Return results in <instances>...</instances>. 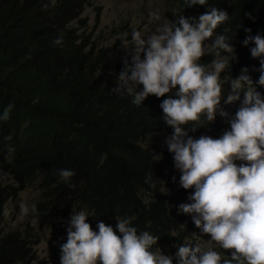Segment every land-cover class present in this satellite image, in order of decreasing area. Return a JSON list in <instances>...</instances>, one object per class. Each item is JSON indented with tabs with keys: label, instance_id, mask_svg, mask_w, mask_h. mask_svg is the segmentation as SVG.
<instances>
[{
	"label": "trees",
	"instance_id": "16d2710c",
	"mask_svg": "<svg viewBox=\"0 0 264 264\" xmlns=\"http://www.w3.org/2000/svg\"><path fill=\"white\" fill-rule=\"evenodd\" d=\"M90 4L91 0H0V114L9 103L14 105L10 118L0 121V216L19 191L36 184L39 200L32 214L39 226L50 225L61 233L60 219L78 209L96 226L101 220L115 227V217H129L137 230L157 235L165 250L174 240L173 232L188 234L193 228H183V217L172 211L185 190L178 189L176 197L164 190L176 177L173 154L167 146L152 152L141 144L149 135L173 134L159 107L164 97L150 95L136 105L133 95L112 91L126 58L131 65L126 50L132 45L119 37L101 46L80 31L85 25L81 15ZM206 7L229 14L216 30L229 37L235 49L222 53L229 59L221 73L224 92H231V78L248 67L256 90L264 96V87L256 83L260 73L253 71L260 61L249 51L255 45L242 43L248 35L244 29L264 36V0H208ZM206 7L187 8L184 0H175L170 20L180 14L198 17ZM61 36L63 45H55ZM213 59L209 52L199 63L210 66ZM9 146L15 149L11 154ZM155 156L162 159L155 162ZM62 169L75 172L67 183L59 176ZM35 243L34 233L0 228V264H34Z\"/></svg>",
	"mask_w": 264,
	"mask_h": 264
},
{
	"label": "clouds",
	"instance_id": "9594fccd",
	"mask_svg": "<svg viewBox=\"0 0 264 264\" xmlns=\"http://www.w3.org/2000/svg\"><path fill=\"white\" fill-rule=\"evenodd\" d=\"M184 2L187 8L208 4V0ZM206 8L198 17L180 14L166 20L147 39L133 31L129 41V33H122V42L132 45L126 50L131 65L126 58L112 89L133 95L136 105L150 95L164 97L159 107L173 134H159L167 137L176 175L171 181L175 189L166 192L176 197L178 189L185 190L172 211L183 217V228L193 229L188 234L173 232L174 240L164 250L152 231L131 226L132 218L115 217V227L98 220L94 231L88 214L78 209L58 223L62 232L67 230L60 264H173L175 253L176 264H264V96L256 90L249 68L243 67L237 78H231L225 99L221 73L229 67V59L222 53L235 49L229 37L216 30L229 14ZM151 15L160 20L158 13ZM244 30L248 35L243 46L255 45L249 51L260 67L253 71L260 73L256 83L264 87V36ZM53 43L63 45V37ZM209 52L214 53L211 65L199 63ZM13 107L9 103L4 108L0 121L10 118ZM8 151L15 149L9 146ZM161 159L154 157L155 162ZM74 175L68 169L59 172L65 183ZM30 207L36 211L34 203ZM20 208L21 214L29 211L24 203ZM37 261L44 264L35 256L34 264Z\"/></svg>",
	"mask_w": 264,
	"mask_h": 264
},
{
	"label": "rangeland",
	"instance_id": "374dc122",
	"mask_svg": "<svg viewBox=\"0 0 264 264\" xmlns=\"http://www.w3.org/2000/svg\"><path fill=\"white\" fill-rule=\"evenodd\" d=\"M174 9L175 0H91V4L84 9L81 15L85 20V25L80 31L89 34L101 46L112 44L124 32L129 33V41L132 39L133 31L141 32L142 37L147 39L155 32L157 26L170 20L169 15L174 12ZM152 13H158L160 20H154ZM74 26H78V22L75 21ZM223 95L226 99L225 92ZM166 139L167 137L163 134H154L144 137L141 144L152 152L160 151L167 146ZM236 163L239 165L241 162ZM168 189L174 190V184L164 190L168 191ZM38 200L39 189L36 184L19 191L17 198L7 202L0 216V227L3 232L18 230L22 234L34 233L36 243L32 246V250L37 259L43 260L44 264H60V248L67 241V230L59 234L55 233L50 225L39 226L36 223L30 206L33 203L36 205ZM21 203L29 207L27 214H21ZM87 222L90 224V221ZM91 226L94 231H98L97 226ZM200 243L205 244L203 241ZM175 256L176 253L172 255L173 264H176Z\"/></svg>",
	"mask_w": 264,
	"mask_h": 264
}]
</instances>
